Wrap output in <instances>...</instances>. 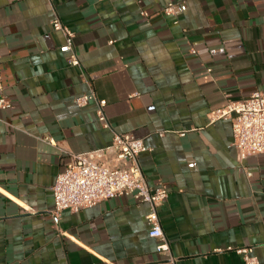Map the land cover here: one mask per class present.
<instances>
[{"label": "crops", "instance_id": "1", "mask_svg": "<svg viewBox=\"0 0 264 264\" xmlns=\"http://www.w3.org/2000/svg\"><path fill=\"white\" fill-rule=\"evenodd\" d=\"M56 16L80 65L60 50ZM0 83L12 101L0 109V264H246L228 247L264 264V153L240 160L231 120L208 119L264 90V0H0ZM91 87L109 128L94 101L75 102ZM123 132L148 147V184L168 188L167 254L132 195L53 213L70 154L112 158Z\"/></svg>", "mask_w": 264, "mask_h": 264}, {"label": "built area", "instance_id": "2", "mask_svg": "<svg viewBox=\"0 0 264 264\" xmlns=\"http://www.w3.org/2000/svg\"><path fill=\"white\" fill-rule=\"evenodd\" d=\"M49 1L53 3V0ZM163 12L173 15L174 3L169 1L164 6ZM141 14L148 16L145 10H142ZM52 26L64 35L65 40L60 50L69 53V63L80 65L74 49L75 34L72 29L58 16L52 20ZM190 52L195 54L197 50L191 47ZM2 90L0 83V109H9L12 107V101ZM91 101L96 104L98 120L103 127L109 128L110 123L105 111L107 102L99 98L92 87L89 92L75 98L79 107L86 106ZM208 119L210 123L219 119L231 120L233 145L240 160L264 153V90H254L248 97L238 100L228 98L223 106L209 112ZM181 134L185 135V132ZM46 139L52 141L50 137ZM146 150L148 147L143 139L135 137L130 132H123L115 133L111 145L107 148L112 158L104 157L100 151L70 154L69 161L58 173L52 186L55 217L59 218L66 209L78 211L102 200L132 195L138 201L149 203L150 211L146 215L150 225L149 235L160 240L157 246L158 252L169 253L170 244L163 231L159 215L160 207L168 197L169 191L163 183L154 187L148 184L139 162V155ZM247 174L251 175V172L247 171ZM227 249L243 255L246 264L257 263L251 247Z\"/></svg>", "mask_w": 264, "mask_h": 264}]
</instances>
